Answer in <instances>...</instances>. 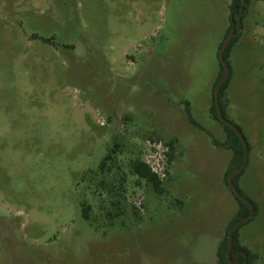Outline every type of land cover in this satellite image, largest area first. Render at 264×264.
Listing matches in <instances>:
<instances>
[{
  "label": "rangeland",
  "instance_id": "374dc122",
  "mask_svg": "<svg viewBox=\"0 0 264 264\" xmlns=\"http://www.w3.org/2000/svg\"><path fill=\"white\" fill-rule=\"evenodd\" d=\"M232 1L0 0V264L219 263L240 209L211 111ZM227 61L257 207L237 236L264 264V0ZM147 139L175 142L163 192L134 170Z\"/></svg>",
  "mask_w": 264,
  "mask_h": 264
},
{
  "label": "trees",
  "instance_id": "16d2710c",
  "mask_svg": "<svg viewBox=\"0 0 264 264\" xmlns=\"http://www.w3.org/2000/svg\"><path fill=\"white\" fill-rule=\"evenodd\" d=\"M248 1L249 0H246V3H245V12L247 10V4H248ZM240 4H241V0H233L232 3H231V10L233 12H238L239 8H240ZM244 12V14H245ZM244 14H243V17H244ZM230 30V27L229 29L227 30L226 32V35L228 34ZM225 35V36H226ZM240 36V33L237 34L236 36H234L232 38V40L230 41L227 49H226V53H225V57H226V60H227V57H228V54L230 53L231 49H232V46L234 44V42L239 38ZM222 44V43H221ZM221 73L219 74L218 78H217V81L218 79L221 77V75L223 74L224 72V68L221 64ZM231 74V73H230ZM230 77V75H229ZM229 77L226 79V81L223 83L222 85V88L220 90V101H221V106H222V109H223V113L224 115L226 116L225 114V110H224V100H223V97H224V92H225V87L227 85V82L229 80ZM216 81V83H217ZM216 83L214 85V89H215V86H216ZM212 111V114L217 118H218V115H217V111H216V107H215V100H214V105L211 109ZM227 117V116H226ZM228 118V117H227ZM191 121L196 124V125H199L195 120L192 119V117H190ZM229 119V118H228ZM220 120V119H219ZM222 122V121H221ZM223 123V122H222ZM226 128L228 129L229 131V136H228V139L226 142L224 143H218L216 140H215V143L216 144H221L223 146H226L230 149L233 150L234 152V157H233V161H232V165L231 167L228 169L226 175H225V180L228 184V181H227V177L230 173V171L239 166L242 161H243V158H244V146H243V143L241 141V139L238 137V135L235 133V131L230 127L228 126L227 124L223 123ZM201 127V126H200ZM169 145H170V148H171V151L169 152V161L172 163L173 159H174V149H175V142L173 140L171 141H168L167 142ZM110 156L111 154H108L105 158V161L110 159ZM103 161V163L105 162ZM134 170L136 172L137 175H139V177L143 178V179H146L147 181L151 182L154 186V188L158 191V192H163V181L157 176L156 173H154L151 169V167L144 161V160H136L135 163H134ZM244 170V169H243ZM243 170L241 172H239L236 176H235V184L236 186L239 188L238 184H237V178L238 176L243 172ZM229 185V184H228ZM239 190L242 192V190L239 188ZM233 192V191H232ZM235 195V194H234ZM236 196V195H235ZM236 198L238 199V201L240 202V209L238 211V213L236 214V216L233 218V220L231 221L230 225H229V228L226 232V235L223 237V239L221 240L219 246H218V250H217V256H218V261L219 263L218 264H231L227 258V248H228V231L231 227V225L236 222L237 220H239L240 218L246 216L249 212H250V206L248 204H246L244 201H242L241 199H239L237 196ZM257 211V207L255 206V213ZM255 215V214H254ZM86 217L89 218V216L86 214ZM251 219V218H250ZM249 219V220H250ZM247 222V221H246ZM245 222V223H246ZM244 224V223H243ZM242 224V225H243ZM240 228V226L236 229L235 233H234V242H233V254H232V257L235 258V255H236V252L238 251V249H244L246 250L249 254L250 251L248 249H246L244 246H242L240 243H239V240H238V236H237V232H238V229ZM235 264H245L244 262V256H241L239 258V260L237 261V263ZM249 264H251L250 262V258H249Z\"/></svg>",
  "mask_w": 264,
  "mask_h": 264
},
{
  "label": "water",
  "instance_id": "95a60500",
  "mask_svg": "<svg viewBox=\"0 0 264 264\" xmlns=\"http://www.w3.org/2000/svg\"><path fill=\"white\" fill-rule=\"evenodd\" d=\"M245 3L246 0H241V4H240V8L238 10L237 15H234V12H231V27L230 30L228 32V34L225 36V38L223 39V42L219 48V60L224 68V72L221 75V77L218 79L215 89H214V100H215V107H216V111H217V115L218 118L220 119V121H222L223 123L227 124L228 126H230L235 133L238 135V137L241 139L243 146H244V158L242 163L233 168L228 177H227V181L228 184L230 186V188L232 189L233 193L242 201H244L246 204H248L250 206V212L240 218L239 220H237L236 222H234L229 231H228V248H227V258L229 260V262L231 264H235L237 263V261L239 260L240 255L242 254L244 256V262L245 264H249V254L246 250H240L237 252L235 258L232 257L233 254V242H234V233L236 231V229L241 226L243 223H245L246 221H248L250 218H252L255 214V205L253 204V202L246 197L240 190L239 188L236 186L235 184V176L241 172L245 166L247 165L248 162V152H249V144L247 141L246 136L244 135L243 131L241 130V128L236 125L234 122H232L231 120H229L223 113V109L221 106V101H220V90L222 88L223 83L226 81V79L229 77L230 75V66L228 61L226 60L225 57V53H226V49L230 43V41L232 40V38L234 36H236L237 34H239L241 32L242 29V19H243V14L245 12Z\"/></svg>",
  "mask_w": 264,
  "mask_h": 264
},
{
  "label": "built area",
  "instance_id": "2783aa9c",
  "mask_svg": "<svg viewBox=\"0 0 264 264\" xmlns=\"http://www.w3.org/2000/svg\"><path fill=\"white\" fill-rule=\"evenodd\" d=\"M170 145L162 140L146 141V154L144 161L151 167L152 171L163 181L169 174V152Z\"/></svg>",
  "mask_w": 264,
  "mask_h": 264
},
{
  "label": "flooded vegetation",
  "instance_id": "af4514ba",
  "mask_svg": "<svg viewBox=\"0 0 264 264\" xmlns=\"http://www.w3.org/2000/svg\"><path fill=\"white\" fill-rule=\"evenodd\" d=\"M240 250H244V249H238V251H240ZM238 251H237V252H238ZM237 252H236V254H237ZM235 256H236V255H235ZM241 256H243V255L241 254L240 257H241ZM240 257H239V258H240Z\"/></svg>",
  "mask_w": 264,
  "mask_h": 264
}]
</instances>
